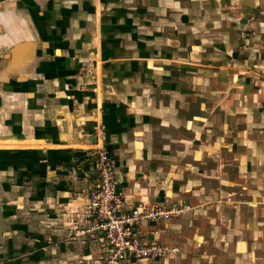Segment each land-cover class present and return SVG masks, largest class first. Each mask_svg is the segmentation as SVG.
Instances as JSON below:
<instances>
[{"label": "rangeland", "instance_id": "rangeland-1", "mask_svg": "<svg viewBox=\"0 0 264 264\" xmlns=\"http://www.w3.org/2000/svg\"><path fill=\"white\" fill-rule=\"evenodd\" d=\"M86 1L92 5L91 0H74V24L55 23L47 18L38 24L39 16H46V6L31 8L32 18L37 17L32 28L41 32L46 27L50 32L44 36L43 31L40 40L48 48L31 59L38 77L26 76L16 66V72L6 77L9 55H0V91L44 95V91H37L39 81L68 82L74 77L78 82L102 81L111 87L113 99L122 98L127 90L130 97L135 91L131 100L138 96L144 102V116L137 124L136 119H130L134 109H127L128 114L122 119L128 139L140 151L119 152L116 143L107 139L105 142L108 128L100 123L92 133L91 148L96 154L92 171L96 180L107 170L114 190L124 202L128 198V202L143 209L155 207L168 212L158 221L142 223L147 226L142 239L155 242L165 248L164 252L132 263L123 260L122 264H264V250L258 241L254 248L260 249L256 253L261 256L256 261L251 256L247 262L228 258L234 253L228 244L232 239L228 234L232 216L225 213L234 204L246 209L244 201L256 199L247 194L248 190L257 189V182L263 178L260 173L264 171V130L254 129V141L245 126L248 114L260 121L256 115L264 113V0H136V6H124L120 1L113 5L111 1L110 7L103 6L105 0H98V5L90 9L84 4ZM47 7L53 14L55 8ZM65 9L70 8L64 7V13ZM60 25L63 29L74 25V37H58L55 31ZM63 46L67 54L59 57L54 49ZM106 50L113 53L103 54ZM11 58L14 59L12 54ZM59 67L63 69L58 70ZM195 95L200 96L197 107L200 106L204 119H200L201 125L194 123V128L187 130L185 111L177 108L182 107L184 96L191 99ZM1 100L0 94V106ZM142 101H138L139 105ZM155 108L166 112L156 115ZM6 118L0 119L4 123L0 125V143L10 139L7 127L12 131L22 127L20 113L14 120ZM247 136L251 145H258L259 152L246 147ZM234 138L245 143V149H239L242 144L232 150ZM18 142L22 146L0 147V264H105V240L88 207V194L95 181L84 192L78 189L74 197V183H69L67 173L70 165L74 166L71 153H66L67 158L58 156L65 162L61 164V179L54 174L55 164L48 163L50 156L44 154L52 153L51 147H44L41 140ZM163 146L170 149L160 150ZM43 147L47 149L44 152ZM152 148L154 152H150ZM248 157L261 161L255 171L247 169ZM204 159L209 163H202L203 167L211 165L204 168L206 171L198 165ZM106 162L108 165H104ZM221 163L215 170L214 166ZM199 171L212 181L207 182V190H202L197 199V192L184 190L198 188L201 180L192 176L190 183L183 182L180 176ZM176 174L179 179L178 183L174 179L173 186ZM48 175L58 181L63 205L55 201L45 205L42 197L49 186L42 177ZM247 176L251 181L247 182ZM129 187L132 191H128ZM190 194L192 204L186 197ZM135 195L138 196L134 198ZM201 243L206 247L199 246Z\"/></svg>", "mask_w": 264, "mask_h": 264}, {"label": "crops", "instance_id": "crops-1", "mask_svg": "<svg viewBox=\"0 0 264 264\" xmlns=\"http://www.w3.org/2000/svg\"><path fill=\"white\" fill-rule=\"evenodd\" d=\"M111 1H114L113 5H115L119 1L124 6L137 5L136 0H116V1L105 0L104 3L102 2L103 6L110 7ZM90 2L92 3L93 6L98 5V0H91ZM86 3L87 1L84 4L88 5V3L87 4ZM34 5H37L38 7L46 6V16L41 17L39 15L42 14L39 13L38 15L40 17L38 18L39 20H37V17L32 18L33 13L31 8L34 7ZM92 5L91 4L88 5L87 6L88 9H90ZM47 6H52L55 8L53 14H51L52 12L49 10ZM74 6H75L74 0H0V55H4V54L9 55V59H7L8 66L6 68V74H5L6 77L9 78L11 75H13L16 72L15 66L20 71L22 72L24 71L26 76H31L32 78L35 79L38 77L37 70L34 68V64L32 63L31 59L35 55L43 54L46 46L48 48V45H45V43L40 41L43 38L42 32L45 31L43 34L45 36V33H47V31H46V27H43L42 31L40 32L39 30L38 32V29L34 26H33L34 28H32L31 24L34 22L37 23L36 20L39 22L38 24H40L42 22H45L46 18L51 21L53 20L55 23L65 22V23L74 24ZM64 7L70 8L71 10L69 9L67 11V9H65L66 12L64 13ZM60 9L62 10L59 11ZM56 12L58 13L55 14ZM73 26L71 28L66 26L63 29L62 25H60L58 29L56 28L55 32L58 33L59 34L58 37L61 36V38L67 39L69 37H74ZM54 37L57 38L56 35ZM262 37L264 38V36ZM66 52L67 51L64 48V46L54 49V53L59 54V57H62L64 54H67ZM104 53L112 54L113 51L106 50L103 52V54ZM11 54L12 56H14L13 60L12 58L10 59ZM62 69H63L62 67L58 68V70H62ZM26 76H23V78H28ZM61 83H63L62 87L60 86ZM75 83H77V85ZM22 85H27V84L24 83ZM188 86L191 87V84H189ZM63 87L64 89H62ZM110 88L111 87H107L106 85L104 86L102 81L81 79L78 82L74 80L73 77V81H68V82L62 81V79L50 81L48 84L47 82L44 83L43 81H39L37 86V91L39 92L44 91L45 93L44 95L35 94V93H32V95L31 94L28 95L23 93L22 91L21 92H12L9 90L0 91V94L2 95V100H1L2 106H0V112L2 113V115H0V119L1 120H3V118L7 119L6 117H8L9 119L11 117L14 120L17 114L20 113L23 121L21 129H19L18 131L16 130L12 131L10 130V128L7 127V133L10 135L8 136V138L10 139L3 140L2 143H0V145L12 144L14 146L15 145L20 146L21 144H19L18 141L24 142L29 139H33L34 141H38V140L44 141V143L46 144V146L44 147L46 148L51 147V149L54 150L52 153H49L50 151H47V154L46 153L44 154L50 156V159H48L50 161L48 163L49 165L53 163L55 164L54 174L56 175L59 174L61 179L63 178L61 177L62 174L61 170L64 168V166L62 167L61 164L65 162L62 161V159H58V156L61 155L62 157L67 158L66 153L67 152L71 153L69 154L70 156L72 155L70 161L74 162V166L70 165L69 170H67V173L68 172L70 173V175H68L71 178V180H69V183L71 182L74 183V193L71 194H74L75 197L76 195H78L77 193L78 189H82V191L84 192L86 191L87 187L96 180L95 178L96 173L92 171L94 165L93 161L96 154L93 153L94 148H91V145L93 141L92 133L96 129V126L99 125V123L102 126H105V128L106 127L108 128V130L105 131L106 132L104 138L105 142L107 139L108 140L107 142H110L111 144L116 143L117 148L119 147L118 150L119 152H123V150L126 149L129 150L130 152H132V150H134L133 152H135L136 150V146L134 145L135 143H133L130 139H128L129 132L124 130V123L122 119L126 118L125 113L128 114L127 112L128 110L134 109L133 116L130 115L131 117L130 116L129 117L131 120L133 118L136 119V121L134 122L137 124L138 120L143 119L145 104L142 100L138 99V96H135L136 99L131 100L134 97L133 94L135 93V91L134 93L130 94L133 97L128 96L129 93L127 94V90H125L126 93H124L122 98L116 97V99H113L109 93ZM117 94L121 96V92L118 91ZM189 97L191 98V96ZM111 101H113L115 105H111L112 103ZM138 101H142V105H139ZM187 101H189L188 108L185 107ZM199 101H200L199 95H195L191 99H187V97L184 96L182 100V107L177 108L178 111L181 110L185 111L183 114L185 118L184 127L187 130L188 129L192 130V128H194L195 126L194 123L196 124V126L201 125V120L204 119L201 116L202 113L201 110L198 108L200 106L197 107V104L200 103ZM128 102H130V104L126 106L122 105L123 103H128ZM195 106L197 107L196 110H194ZM150 108H151L150 111H152L153 110L152 105ZM155 110H156L155 112L156 115L166 112L163 109L160 110L159 108H155ZM3 113H5L6 117ZM185 113H188L187 116ZM167 114L169 115L170 113ZM248 117L249 120L246 122L247 124L245 126L247 131H250L248 132V134L249 133L252 134L254 132V129L260 131L261 129L264 130V113L263 114L259 113L258 115H256L257 119H260V121L256 120L255 117H253L251 114H248ZM237 119H238V114H236V120ZM142 123L143 122H141V124ZM1 124H4L3 121H0V125ZM35 125L37 126L35 127ZM218 125L221 126V124ZM33 127L37 129L35 130L33 129ZM251 138L254 141H256L257 139L253 134ZM252 140L250 139L249 136H247L246 147H248V149H253L255 152H259V150L257 149L260 148L258 147L257 144L256 146L255 144L252 145L250 144L252 143ZM235 141L236 140L234 138L231 144L232 150L236 148L238 149L239 145L242 144H243L242 147H240L239 149H245L244 148L245 143L240 144L238 141H236L237 143L236 146ZM123 142L126 143L124 144ZM44 147L42 148L43 152L47 150ZM200 147L203 149L207 148L206 146H201V145ZM4 148L10 149L11 147H4ZM166 149L168 148H165L164 146L160 148V150H165V151H168L170 148L168 150ZM136 151H140V150L138 149ZM154 151L155 149L153 148L152 151L150 150V152H154ZM31 155L32 154H30L29 156L31 157ZM133 156L136 157V154L133 153ZM202 163L208 164L209 161L204 159L198 162L199 168L201 170L204 168L206 170L207 168H211V165L203 167ZM247 163L249 166L247 169L249 170L251 169L252 171H255V169H257V164L261 165L260 164L261 161L258 163L257 159H255L254 157L252 158V160L248 157ZM222 164L223 163L219 165L216 164L214 166L215 170H217V168L220 167V165ZM241 166L244 168L247 167L245 165H241ZM208 170L209 172H211V169ZM135 171H137V169H135ZM73 172L74 175L72 174ZM125 173L126 175L131 176V172L126 171ZM196 174L193 175L183 174V176H180L181 177L180 179L181 181L184 180L183 182L187 181L190 183L192 176H197L194 177V179L198 178L201 180V183L198 186V188H193L191 186L189 189L184 190V191L197 192L198 193L197 199H198L202 195L201 193L202 190L206 189L205 187H207L206 186L207 182L210 183L212 179L206 174H203L202 171L201 172L199 171ZM260 175H262L263 178L259 182H257V180H254L257 183H259L258 188L253 190L249 189L248 191H250V193L249 192L247 193L248 195H252L253 198L256 197L257 199L258 197L259 200L257 201L259 202H256V199L250 200V198H248V200L244 201V203H246V207H245L246 209H244V207L241 205L234 204L233 208L231 205L229 206L230 208H228L227 211H225V213H228L230 214V216H232L231 217L232 229L228 231L229 236L232 237L231 241L228 244L231 245L232 247L231 249L234 252L231 253L230 256H228V258H230L231 260L235 259L236 261L243 260L247 262V260H249L248 257L251 256L253 258V261H256V257L259 255L258 253H256V251L258 252V250L260 249H255L254 246L258 244V242L262 244L263 247L262 249L264 250V171H262ZM13 176L17 177L15 174H13ZM52 177L53 176L50 175L46 176V178L44 176L42 177V181H44L49 186L48 189H45L46 194L42 198L46 200L45 205H49L53 201L63 205L65 201L62 200L63 196H61L60 194V190H59L60 187H58L57 185L58 181L54 180ZM205 177L206 179L204 180L203 178ZM174 179H176V183H178L179 176L176 174V176L172 178L173 186L176 185ZM222 181L223 180H220V183H222ZM248 181L251 180L247 176V182ZM134 184L136 186L140 185L139 183L136 182ZM128 191H132V187ZM137 196L138 195H135L134 198H136ZM229 196L231 197V193L229 194ZM186 197L187 199L189 198V202L191 203L192 201L191 194L187 195ZM125 203L131 206L137 205V204H131L132 202H128V198L127 200H125ZM189 207L190 205L187 208ZM199 211L202 212L200 208ZM142 225L140 226V231L141 234L143 235V230L145 227L147 228V226H142ZM25 227L27 228L26 225ZM216 227H212V229L217 230L218 228ZM46 228L47 227H45V231ZM55 231H59V229L55 228ZM217 236L219 237V235H216V237ZM200 237L204 238V236H200ZM221 237L222 234H220V237L216 240L217 241L220 240ZM260 238H262V240ZM205 242L207 243L206 238H205ZM10 244H12L13 246L14 241L10 242ZM199 246L206 247L205 244L202 243ZM260 256L261 255H259V257Z\"/></svg>", "mask_w": 264, "mask_h": 264}, {"label": "built area", "instance_id": "built-area-1", "mask_svg": "<svg viewBox=\"0 0 264 264\" xmlns=\"http://www.w3.org/2000/svg\"><path fill=\"white\" fill-rule=\"evenodd\" d=\"M111 181L109 172L104 170L88 194L90 216L105 240L102 248L105 251L104 263L122 264L123 260L132 263L163 253L165 248L142 239L140 226L143 221H158L168 212L155 207L143 209L141 205H126Z\"/></svg>", "mask_w": 264, "mask_h": 264}, {"label": "bare ground", "instance_id": "bare-ground-1", "mask_svg": "<svg viewBox=\"0 0 264 264\" xmlns=\"http://www.w3.org/2000/svg\"><path fill=\"white\" fill-rule=\"evenodd\" d=\"M16 144H17V143H16ZM1 146H2V147H11V148H12V146H14V145H12V144H11V145H8V144H7V145H6V144H3V145H2V144H1L0 147H1ZM20 146H21V145H20Z\"/></svg>", "mask_w": 264, "mask_h": 264}]
</instances>
